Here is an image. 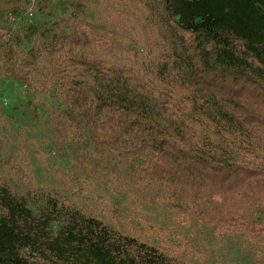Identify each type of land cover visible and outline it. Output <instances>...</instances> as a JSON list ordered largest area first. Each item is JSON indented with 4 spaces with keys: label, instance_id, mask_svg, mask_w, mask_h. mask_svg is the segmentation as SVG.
Wrapping results in <instances>:
<instances>
[{
    "label": "trees",
    "instance_id": "16d2710c",
    "mask_svg": "<svg viewBox=\"0 0 264 264\" xmlns=\"http://www.w3.org/2000/svg\"><path fill=\"white\" fill-rule=\"evenodd\" d=\"M31 7L0 0V91L25 97L0 132V264H192L149 204L264 235V0Z\"/></svg>",
    "mask_w": 264,
    "mask_h": 264
},
{
    "label": "rangeland",
    "instance_id": "374dc122",
    "mask_svg": "<svg viewBox=\"0 0 264 264\" xmlns=\"http://www.w3.org/2000/svg\"><path fill=\"white\" fill-rule=\"evenodd\" d=\"M24 98L18 85L3 83V89L0 91V132L13 129L15 117L20 119V114L14 111L15 105ZM73 148L76 149L77 146ZM34 166L40 174V163L36 162ZM41 178L43 179V176ZM140 212L141 220L171 226L170 240L175 244L181 242L185 244L188 241L191 246L186 249L188 250L186 255L190 253L189 257L193 256L192 264H262L263 262L264 235L251 236V241L236 235L221 238L203 225L179 224L165 208L155 204H149L143 212ZM263 219L264 217L259 218L258 221L261 223ZM182 250H185L184 247Z\"/></svg>",
    "mask_w": 264,
    "mask_h": 264
},
{
    "label": "built area",
    "instance_id": "2783aa9c",
    "mask_svg": "<svg viewBox=\"0 0 264 264\" xmlns=\"http://www.w3.org/2000/svg\"><path fill=\"white\" fill-rule=\"evenodd\" d=\"M35 3H36V0H32V7L29 9V16L32 15V11H33V8L35 7ZM4 21L10 25L16 23L17 21V17L16 16H13L12 14H7L5 17H4ZM8 34H10V29L9 31L6 30L5 32V35L7 36Z\"/></svg>",
    "mask_w": 264,
    "mask_h": 264
}]
</instances>
